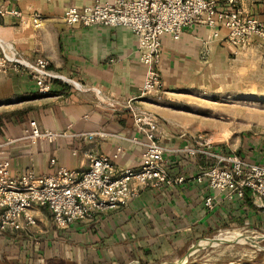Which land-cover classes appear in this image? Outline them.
<instances>
[{"label":"crops","instance_id":"obj_1","mask_svg":"<svg viewBox=\"0 0 264 264\" xmlns=\"http://www.w3.org/2000/svg\"><path fill=\"white\" fill-rule=\"evenodd\" d=\"M117 1L0 0V38L29 59H47L50 69L62 76L50 80L48 93L39 92L37 82L27 73L11 70L0 76V160L9 162L12 176L27 171L48 175L60 167L83 172L92 157L113 158L116 152L120 153L113 158L117 167L139 166L143 147L128 139L137 131L131 114L124 107L115 110L103 105L99 97L135 100L155 113L161 126L160 141L167 148L188 143L187 119L176 113L172 103L142 97L145 69L139 62L138 40L130 29L66 23L70 7ZM259 8L256 15L264 20ZM14 11H20L22 17L15 16ZM34 15L40 17L39 27L32 22ZM225 31L197 24L183 29L179 40L162 36L160 71L166 98L171 99L174 90L190 78H197L204 67V55L220 54V39L228 34ZM31 121L41 130L65 132L67 136L32 138ZM94 131L109 136H79ZM165 158L173 173L186 177L184 183L144 189L127 206L64 230L54 226L47 208L35 209L36 225L24 226L17 233L0 232V254H19L33 264L56 260L67 264H131L177 252L221 228L264 226L262 200L250 191L243 198L230 199L206 182L194 180L203 158L173 153H166ZM253 161L264 162L258 158ZM208 197L213 198L212 207L206 204Z\"/></svg>","mask_w":264,"mask_h":264},{"label":"built area","instance_id":"obj_2","mask_svg":"<svg viewBox=\"0 0 264 264\" xmlns=\"http://www.w3.org/2000/svg\"><path fill=\"white\" fill-rule=\"evenodd\" d=\"M247 0H118L115 3L95 2L82 8L70 7L66 14L69 26L126 27L138 40L139 62L145 69L142 97L163 101V79L160 71L162 36L179 40L183 29L203 24L210 28L228 30L230 42L245 45L250 34L259 35L264 43V25L258 18H248ZM261 1V0H255ZM264 1V0H262ZM3 11L0 9V13ZM22 17L20 11H14ZM23 22H26L23 19ZM32 22L40 26V17ZM29 74L38 84L39 92L51 91L52 79L62 76L50 69L45 58L29 59L13 44L0 38V76L9 71ZM69 81H72L69 79ZM97 95L99 91L95 90ZM99 101L112 109L121 107L131 114L136 134L130 141L143 147L141 163L137 167H117L113 158L92 157L89 168L83 172L60 167L53 174L36 175L33 171L14 177L9 162L0 160V232L17 233L24 226L36 225L35 209L47 208L54 226L68 229L72 224L93 220L97 215L127 206L144 189L169 188L185 182L186 177L173 173L166 153L191 158H203L194 180L227 195L243 198L247 191L262 200L264 209V162L239 156L228 149L217 148L201 135L190 136L186 145L167 148L159 138L160 121L157 115L145 110L135 100L126 102L108 97ZM31 137L55 139L67 136L65 132L41 130L30 122ZM143 135L144 139H140ZM84 139H106L103 131L80 133ZM1 145V144H0ZM52 164L55 160L51 161ZM213 198L206 204L212 207Z\"/></svg>","mask_w":264,"mask_h":264},{"label":"rangeland","instance_id":"obj_3","mask_svg":"<svg viewBox=\"0 0 264 264\" xmlns=\"http://www.w3.org/2000/svg\"><path fill=\"white\" fill-rule=\"evenodd\" d=\"M245 8L247 19L258 18V8L264 14V1L247 0ZM260 21L264 25V20ZM220 42L223 45L220 43L219 55H204V67L196 74L197 78H190L186 84L175 89L171 99L164 94L163 101L172 103L176 113L187 119L184 127L188 135H201L219 149L264 161L263 38L250 34L245 45H236L226 34ZM229 231L243 237L257 236L258 239L230 242L237 239L225 236L222 240L229 241L213 243L218 235ZM263 236L264 226L221 228L195 239L177 252L131 264H174L184 258L188 249L196 243L199 248L182 264H264ZM9 254H0V264H33L25 261L24 257L20 258L19 254ZM46 264L67 262L56 260Z\"/></svg>","mask_w":264,"mask_h":264},{"label":"bare ground","instance_id":"obj_4","mask_svg":"<svg viewBox=\"0 0 264 264\" xmlns=\"http://www.w3.org/2000/svg\"><path fill=\"white\" fill-rule=\"evenodd\" d=\"M225 236H231V237H233V238H235V239H237V240H239L240 242H247V241H249V239L251 240V239H258V237L257 236H246V237H243V236H240V235H238V234H234V233H232V232H227V233H222V234H220V235H218V237L216 238V241H218V240H221V241H229V240H226V239H224V240H222ZM259 236V235H258ZM264 237V236H263ZM201 242V241H200ZM202 243L203 244H208V243H205L204 241H202Z\"/></svg>","mask_w":264,"mask_h":264},{"label":"water","instance_id":"obj_5","mask_svg":"<svg viewBox=\"0 0 264 264\" xmlns=\"http://www.w3.org/2000/svg\"><path fill=\"white\" fill-rule=\"evenodd\" d=\"M223 242H226V241H221V240H218V241H214L213 243L214 244H218V243H223ZM230 242H239V240H233V241H230ZM200 245H198L197 243L192 246L190 249H188V251L186 252L184 258L178 260L177 262H175L174 264H182L183 261L188 258L195 250H197L199 248Z\"/></svg>","mask_w":264,"mask_h":264},{"label":"trees","instance_id":"obj_6","mask_svg":"<svg viewBox=\"0 0 264 264\" xmlns=\"http://www.w3.org/2000/svg\"><path fill=\"white\" fill-rule=\"evenodd\" d=\"M2 119H3V116H0V127L2 125ZM247 194H249V191H247Z\"/></svg>","mask_w":264,"mask_h":264}]
</instances>
